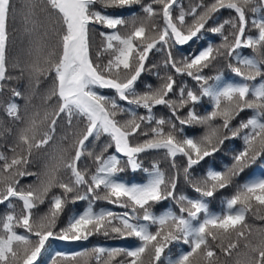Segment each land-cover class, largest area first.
<instances>
[{"label": "snow or ice", "instance_id": "1", "mask_svg": "<svg viewBox=\"0 0 264 264\" xmlns=\"http://www.w3.org/2000/svg\"><path fill=\"white\" fill-rule=\"evenodd\" d=\"M177 3L178 0H153V4L161 6L159 10L152 4L142 5L145 15L130 13L131 20L126 21L107 10L130 9L141 5V0H25L20 15L23 33L28 37L29 59L23 65L19 61L9 65L8 25L10 20L15 21L17 11L13 0H0V94L5 89L10 91L13 99L6 104L5 113L20 125L15 142L8 149L12 155L0 152V205L8 202L7 207L12 208L13 199L23 205L21 215L10 212L0 220V264H37L48 252L50 241H87L97 234L134 237L139 245L93 247L73 255L56 252L50 257V264H81L86 257L94 258L96 264H163L162 257L167 264H229L241 240L245 251L236 253L242 259H236L235 264H264V228L256 229L253 242L249 239L252 229L245 222L249 213L264 220V173L243 182L237 180L253 165H264V79L251 83L264 78V18H253L251 26L256 35L245 36L249 23L246 12H264V0H212L208 4L200 0L188 11L181 7L174 17L173 6ZM222 9L234 12L235 18L206 27ZM158 16H162V27L154 21ZM186 17H191V21H186ZM96 25L111 31L99 32L103 39L93 58L91 34ZM226 25L232 29L227 35ZM120 28L130 30L122 35ZM204 31L220 35L222 43L217 47L209 44L181 60L173 57V47L200 39ZM242 47L256 55H239L237 50ZM153 49H167L165 68L191 77L199 85V92L186 85L174 91L176 80L172 74H158L162 81L158 87L149 84L146 91L138 92L137 81L149 70L146 61ZM234 54L239 66L229 63L228 67L241 78V83H226L220 74H202L217 58H233ZM105 55L106 62L102 60ZM10 67L19 75L13 76ZM25 75L31 95L36 94L42 79L51 78V86L42 97V106L33 105L30 112L25 108L21 114L14 98L30 103L31 95L25 97L11 82ZM101 89L113 90L115 95H104ZM170 93L177 99H172ZM203 97L209 99L211 110L199 115L195 106ZM120 102L142 108L146 114L137 115ZM161 105L171 111L180 127L171 119L156 118L153 109ZM184 108L188 111L181 117L179 111ZM247 109L253 115L232 126V121ZM124 114L127 119H117ZM216 120L221 123H213ZM186 125H200L205 131L199 137H191L184 133ZM58 130H63L59 139L67 141V146L58 145L49 154L41 178L29 170L31 157L34 151L45 149L54 141ZM5 132L11 130H0V136ZM141 136L146 139L140 140ZM101 137L107 140L94 155L90 145ZM233 139L242 140L243 147L230 150V164H222V169L217 170L209 163L202 175L193 176L195 166L206 158H214L225 148V142ZM109 148H114V154L105 155ZM161 150L176 170L172 175H166L155 162L151 169L143 167L142 153ZM84 156L93 158L95 171L90 174L86 168L78 167ZM178 156L184 158L183 177L196 197L176 192ZM126 168L133 173L143 171L146 181L118 180ZM32 175L37 176L38 185L20 186V178ZM229 187L234 188L233 194L222 201L219 212L211 211L210 198ZM54 188L61 191L51 195L48 212L33 219V209L43 204ZM99 199L125 211L95 212L91 201ZM169 199L175 202L179 214L166 210L157 215L152 211L155 204ZM82 200H89L86 210L57 230L65 206ZM153 226L155 231L150 230ZM17 228H22L23 234ZM174 243L187 245L188 250H181L174 259L165 257V250ZM121 255L124 260L117 259Z\"/></svg>", "mask_w": 264, "mask_h": 264}, {"label": "trees", "instance_id": "2", "mask_svg": "<svg viewBox=\"0 0 264 264\" xmlns=\"http://www.w3.org/2000/svg\"><path fill=\"white\" fill-rule=\"evenodd\" d=\"M24 2L25 0H13V8L17 11L16 19L13 22L12 20L9 21L8 25V32H9V40H8V48H7V55H8V62L9 65L12 63L19 61L21 65H23L29 57L27 56V48H28V37H26L23 33V26L21 23V15L20 13L24 10ZM200 0H178L177 5L173 6V16H178L181 10V7L188 11L191 6L199 3ZM212 0H204L205 4L211 3ZM152 4L153 7L157 10L160 9V5L153 4V0H141V5H134L130 9H108L107 12L110 15H116V16H123L126 21L131 20L130 13H135L139 17H143L145 14L142 12L141 7L142 5H148ZM96 8L103 11L101 9L100 5H96ZM246 17L249 21L248 26L245 30V36H255L256 35V29L251 26V20L253 18L255 19H261L264 18V12H258L256 14L251 13L250 11L246 12ZM235 18V13L228 10V9H222L218 13L215 14L214 18L209 21V24L206 25V27L209 26H215L216 24L222 23L225 20H231ZM191 17H186V21H191ZM154 21L157 25L163 26V19L162 16H158L154 18ZM130 28H120L119 31L122 35H125L127 31H129ZM109 32L111 30L105 29L100 27L99 25L95 26L94 32L91 34L92 40H91V55L93 58L95 57V53L99 50V46L102 42V37H100L99 32ZM232 29L229 25L225 26V34L227 35L229 32H231ZM229 39L231 40L232 37L230 36ZM222 43V39L220 35L213 34L211 32L204 31L201 34L200 39H193L186 45H177L172 48L173 57L177 60H181L184 57H191L192 55L198 53L201 49L211 44L213 47H217ZM159 47V46H158ZM237 53L241 56L246 57H253L256 54L249 48H240L237 50ZM167 58V49L163 51H157L153 49L151 53H149L148 60L146 61V68H148V71H145L142 73L141 78L137 81V91L138 92H144L147 90L146 85H151L153 88L158 87L162 81L158 78L159 76H165L166 74H172L174 79L176 80V87L174 91H177L179 87L187 86V89H191L194 92H199V85L195 80H193L191 77L188 76H180L176 75L170 68H165L164 62ZM108 59L107 55L102 57V60L106 62ZM232 63L233 65H237V60L235 58V54L233 58H228L227 56L219 57L216 61L213 62V64L209 67L204 69L203 75H207L210 77H214L217 74H220L222 76V80L226 83H241L242 80L240 77H237L234 75V73L231 71V69L228 67V64ZM239 66V65H237ZM9 71L12 72L13 76H18L19 71L9 68ZM261 77L257 78V81L251 82V83H259ZM209 83H215V81L210 80ZM12 86L17 87L18 90H20L25 97L31 95V89L28 86V80L27 76L20 80H13L11 82ZM51 86V78L48 80H43L39 86L38 89H36V94L31 95V101L28 103L25 99L22 98H14L15 102L19 104L21 108V114L24 113L25 108L28 109V111H32V106L35 105L37 107L42 106L43 101L42 97L46 94L47 90ZM104 95L107 96H114V91L110 89H101L99 90ZM169 96L172 99H177V97L170 93ZM10 99H13L11 97L10 91L5 89L3 94H0V130H3L4 128L10 129L11 132H5L4 135L0 136V152H3L7 156H11L12 153L8 151L9 147L13 145L16 139V135L18 132V129L20 127L19 123L16 121L11 120V118L6 116L5 113V107L6 104L9 102ZM122 106L127 107L129 109H134L137 115H145L146 110L142 108H135V106L127 105L126 102H120ZM195 110L199 115L206 114V111L211 110V104L209 102V99L207 97H203L200 104H197L195 106ZM188 109H180L179 115L181 117L185 116ZM153 113L155 114L156 118H163V119H171L173 123H176L178 127H180L179 122L172 117L171 111L165 107V106H156L153 109ZM251 115H253L252 110L247 109L244 112L240 114L235 120L232 121V126L238 125L239 121L241 119H247ZM127 114L120 115L117 117V119L123 120L127 119ZM213 123L219 124L221 123L220 120H216ZM144 127H147L145 125ZM205 129L203 126L200 125H191V126H184V133L191 137H199L204 133ZM63 130H58L57 136L54 138V141L50 142L48 146H46L45 149H41L39 151H34L33 156L31 157V163L29 165V170L34 173H39L41 178L43 176V172L45 171V164L49 161V154L55 151L56 146L62 145L67 146V141H61L59 137L63 135ZM146 139V137L141 136L140 140ZM91 140V138H90ZM107 140V137H101L100 141H93L90 145V150L93 152V154L99 153L101 150L104 142ZM225 148L220 152L215 154L214 158H206L205 162H202L201 165L195 166L193 170V176L199 177L202 175L207 167L209 166V163H212L217 170L222 169V164H230L231 163V154L230 150L235 148L236 150H239L243 147V141L240 139H233L225 142ZM114 148H109L108 152L105 153V155L114 154ZM141 160L143 161V167L151 169L153 163H157L161 170H163L166 175H172L176 170L172 169L170 160L165 156L163 150L157 152V151H149L146 153L141 154ZM177 163L178 167L180 169V174L178 177V183H177V194H185L189 197H196L197 193L193 191L191 186L187 184L183 177V171L182 168L184 166V158L183 157H177ZM2 163V162H0ZM78 167L82 169H87L89 171V174L93 171H95V164L93 162V158L84 156L82 157L81 161L78 163ZM261 173H264V165H261L257 163L256 165H253L251 168H248L245 170L244 173L241 174L237 180L239 182H243L244 180L248 179L249 177L253 175H259ZM118 180H122L124 182L132 183V182H145L147 179L146 174L143 171H137L133 173L130 169H127L120 173L117 177ZM38 178L36 175L32 176H25L23 178H20V186H24L27 188L28 185L36 186L38 185ZM61 190L58 188H54L51 193H49L48 198L45 199V202L43 204H39L35 209H33V219H38L40 216H43L48 212L49 209V201L51 199V195L53 193L59 194ZM100 195H103V189L98 190ZM234 188L229 187L227 189L221 190L218 192L213 198H210V210L213 212H219L222 207V201L225 200L227 197L231 196L233 194ZM89 200H91V197H89ZM89 200H82V201H76L74 203H68L65 206V209L61 216L59 217L57 221V230L60 228H63L68 223L69 219L75 215L81 214L86 208L89 206ZM7 203L5 202L4 205H0V220L3 219V217L10 212H14L17 216L22 214L23 211V205L22 202L13 199L11 203L14 205L12 208L7 207ZM92 207L95 212H100L101 210L105 211H113L115 213H122L125 211V209L120 208L114 204L108 203L104 199L99 200H92ZM166 210H172L179 214V209L175 202L171 199L165 200L160 202L159 204H155L152 208V211L159 215L162 214ZM252 229V236L249 237L250 240H253L255 242V238L257 236L256 229L257 228H264V220L258 219L255 215L249 213L246 216L245 221ZM151 231H155V226H153ZM16 231L20 234H23L24 230L22 228H17ZM33 239H35L33 237ZM50 247L48 252L44 253L42 258L37 262V264H50V257L55 255L56 252H60L66 255H73L77 252H84L86 250H90L93 247H104V248H133L135 246L139 245V241L134 237H128V238H119L116 234H110L109 236L104 235H93L90 236L87 241H79V242H62V241H50ZM244 241H240V245L237 250L233 252V255L231 259L229 260V264H235L236 259H242L241 257H238L236 255L237 252H243L245 249L243 248ZM181 250H188L187 245L183 244H172L169 246L168 249L165 250V257L175 258L178 253ZM217 254L219 255V249H216ZM118 260H124V256H119L117 258ZM225 258L221 256V260L223 261ZM87 261V264H96V261L94 258H82L81 264H84V261ZM163 264H167V260L162 257ZM115 264V262H113Z\"/></svg>", "mask_w": 264, "mask_h": 264}]
</instances>
